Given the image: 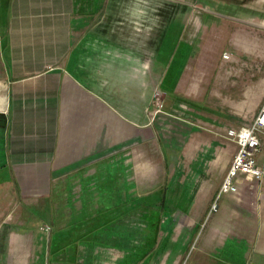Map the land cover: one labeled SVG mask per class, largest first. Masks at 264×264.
Masks as SVG:
<instances>
[{"label":"crops","instance_id":"1","mask_svg":"<svg viewBox=\"0 0 264 264\" xmlns=\"http://www.w3.org/2000/svg\"><path fill=\"white\" fill-rule=\"evenodd\" d=\"M102 3L0 0V264H93L89 243L70 233L66 222L102 215L103 206L134 204L136 198L161 206L166 188L173 190L171 198L185 199L179 203L186 205L182 220L202 226L208 215H220L203 229L193 264H236L228 242L235 249L244 245V264L264 260L263 211L254 198L264 179L249 185L239 178L235 193L219 195L236 152L226 132L251 125L258 113L250 92H236L235 99L230 75L221 76L224 95L203 109L189 100L192 89L177 94L180 87L172 81L161 88L164 117L151 115L154 89L146 74L155 84L158 70L171 69L172 56L148 57L141 46L147 48L150 40L136 38V22L110 21ZM203 70L204 57L194 93L209 83ZM136 146L146 153L139 160ZM177 159L179 179L172 174ZM159 162L162 179L154 180ZM151 187L150 194L136 196L137 188ZM166 209L160 207V220ZM172 224L166 234L159 228L157 238L174 246L168 258L176 252L182 258L178 244L186 246L191 234L172 236ZM116 227L117 232L118 221ZM88 231L82 229L81 237L89 242ZM116 232L98 234L112 238ZM121 240L118 249L106 251L123 253ZM224 249L227 259L218 257Z\"/></svg>","mask_w":264,"mask_h":264},{"label":"rangeland","instance_id":"2","mask_svg":"<svg viewBox=\"0 0 264 264\" xmlns=\"http://www.w3.org/2000/svg\"><path fill=\"white\" fill-rule=\"evenodd\" d=\"M104 1L105 0H103L102 5L110 21H117L118 19L123 22H136V38L142 41L145 39L146 41L150 40V44L147 45V48H145L144 45L141 46L142 50H147L146 52L149 53L148 57H150V52H152V56L153 53H156L159 59H163V54H166L167 57L172 56V61L170 60L167 62L168 67L172 64L170 67L171 69L158 70L157 72L160 76L156 75V77H158H155L157 79L155 84V79L153 80L151 73L147 72L146 74V82H151L148 83V85L154 89L150 96V109H148V113L152 115V112H155L164 117V115L160 113L163 109L159 112L157 104L162 103L164 105L165 97L161 88L171 86L172 81L174 87L178 85L180 87L177 89V94H181V92L186 93L192 89V93L188 96L190 98L189 100L196 104L199 103V107L204 106L203 109H205V107H210L208 105L212 104L210 103L211 101H220L222 95H224L223 92H220L221 76L223 79H226L228 74L231 78H229V81L234 82L233 87L235 89L232 91V96L237 99V93L241 94L246 90L249 91L252 97V105L254 107L258 105L256 110L259 111L264 102V0ZM121 10H123V14H121ZM223 56H228V59H224ZM203 57L204 80L207 82L209 81V83L206 85L205 90L200 88V92L194 93L195 84H197L195 79L197 75L199 76L201 74L199 68L203 61ZM148 62L149 60L146 63L148 64ZM156 63L158 64V62ZM177 70L178 74H176ZM185 75H189V77ZM182 78H185V84H182ZM158 80L159 84L157 83ZM191 81H193L194 84L192 88ZM225 82L224 80V84ZM207 89L209 90L207 91ZM215 90L220 93H217ZM180 99V96L174 98V100ZM193 110H196V107ZM159 142L163 144L162 141ZM142 146H136L137 160H139L138 158L140 156L145 157L146 155ZM159 146L160 148L162 147L160 144ZM152 150H157L156 146H154ZM156 154H158V152ZM159 165L160 166H154L156 170L152 173L155 178L154 180L157 178L158 180L162 179L163 171L161 162H159ZM173 167L176 169L175 171L172 170L173 178L178 177L179 179L181 167L179 159H177ZM248 182L249 185H255L257 183L255 181ZM152 190H154L153 187L145 189L137 188L136 196L147 195V193ZM165 192L167 199H162V201H160L163 202V208L167 207L169 210L166 209L163 219L161 218L160 220V216H158L155 220L159 222V228L161 232L165 234L164 228L170 224V221H172V225H174V229L170 232L172 236L175 237L181 233L186 237L185 232L191 234L189 243L186 246L185 242L182 244L181 248V243L178 244V248L181 253H183L182 255L185 256V260H183V256L182 258L178 256L179 252H176L173 257L171 255L172 259L171 257L168 258L174 246L164 241L160 243L161 237H158V239L151 244L156 252L153 251L150 254L142 252L140 254L143 257L147 254V257L142 263L182 264V261H184V264H193L199 253L198 248L201 246L203 240L202 237H200L203 229L210 228L220 215L219 213L214 216L208 215L202 226H199L202 222L182 220L186 205L179 203L184 202L185 199H183L182 196L176 199L171 198L173 194L171 188H166ZM254 196L256 202L263 211L259 220H263L264 184H259ZM175 200L177 203H175ZM222 200L218 198L215 204L220 205ZM145 202H148V198H136L134 204L131 202L130 204H109L103 206L102 215L83 216L85 217H82L83 219L80 218L66 222L72 229V232H70V230L68 232L73 233L74 231L78 233L79 239L82 236V229H90V231H88L90 236L88 243L91 251L90 256L93 254L92 257H94V260L92 259L93 264L98 261L99 257V264H113L117 259L119 260L121 258L123 253H128L127 251L131 249L133 250L134 246H136V248L139 247L140 244L137 242V239L142 238L136 231L140 228L146 230V228L150 226V223L154 222L153 218H150L149 222L146 218L147 215H153L151 213L153 210L159 213L160 206L153 205L150 202H148L150 204H143ZM139 203L141 204L136 205ZM165 220L169 222H165ZM117 221L121 227L116 232L118 229L116 227ZM195 225L197 227L193 230ZM99 231L116 233L112 234V238H105L106 235H99ZM256 232L258 234V227ZM122 237L124 238L123 240H121ZM174 237H170L169 240H173ZM129 239H131L130 242ZM120 240V243L124 244L123 248L125 251L123 253L106 251L108 248L118 249ZM232 245L231 242H228L225 247H230L235 251V257H233L231 261H235L236 264H244L246 262V257H243L244 245L239 246L237 249L233 248ZM160 250L162 251L160 252ZM225 251L227 252V249H224V251L221 250L218 257L227 259V255L229 254H226ZM77 255L78 254H76L75 259H77ZM252 262L254 264H263L264 260L253 259Z\"/></svg>","mask_w":264,"mask_h":264},{"label":"built area","instance_id":"3","mask_svg":"<svg viewBox=\"0 0 264 264\" xmlns=\"http://www.w3.org/2000/svg\"><path fill=\"white\" fill-rule=\"evenodd\" d=\"M223 58L228 59V56H223ZM162 106V103L157 104L159 112ZM225 137L235 144L236 152L220 186L219 195L235 193L239 178L255 182L264 179V159L260 160L264 147L262 142L264 137V102L251 125L229 129ZM44 231L49 232L50 229L45 227Z\"/></svg>","mask_w":264,"mask_h":264},{"label":"trees","instance_id":"4","mask_svg":"<svg viewBox=\"0 0 264 264\" xmlns=\"http://www.w3.org/2000/svg\"><path fill=\"white\" fill-rule=\"evenodd\" d=\"M165 88V87H162ZM163 108V106H162ZM136 204V205H140ZM143 204H146L143 203ZM163 208V204H161V206ZM162 211V210H161ZM153 215H147L146 218L149 222L150 218H153L154 222L150 223V226L148 228H146V230L144 229H139L136 231L137 234H139L141 236L142 239H137V242L140 244L139 247L136 248V246L133 247V250H129L128 253L126 254V256L124 257V259L121 261L120 264H143L142 262L145 260V258L147 257V254L143 257L142 255H140L142 252H147L148 254L152 253L154 251V247L151 245L153 244L158 238V230L160 227L159 222H156L158 218V216H160L158 214V212H151ZM145 232V233H144ZM124 238L122 237V240ZM80 242H85L88 243L87 239L85 240L84 237H80L78 239ZM131 239H129L130 242ZM142 242V244H141ZM130 252H135V253H130Z\"/></svg>","mask_w":264,"mask_h":264}]
</instances>
